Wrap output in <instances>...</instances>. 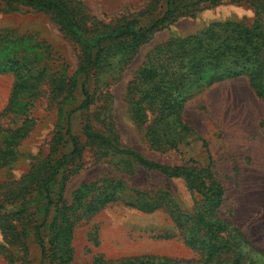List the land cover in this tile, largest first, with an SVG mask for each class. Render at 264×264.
<instances>
[{
    "label": "rangeland",
    "instance_id": "obj_1",
    "mask_svg": "<svg viewBox=\"0 0 264 264\" xmlns=\"http://www.w3.org/2000/svg\"><path fill=\"white\" fill-rule=\"evenodd\" d=\"M70 1L79 8L80 31L89 39L129 22L149 26L168 8L167 0ZM171 8L170 19L145 41L104 43L105 66L87 83L94 102L77 109L84 97L79 69L92 51L51 11L0 0V33L11 39L0 40V205L8 208L0 209V264H63L42 260L38 232L49 249L53 231L67 222L73 226L67 264L123 258L151 264H232L235 259L264 264V94L244 71L208 84L215 68L239 71L246 63L215 60L168 92L184 100L179 119L188 129L179 133L182 126L171 115L159 124L162 107L144 98L151 89L140 78L149 62L163 65L174 78L185 71L182 52L157 56L158 46L211 28L223 34L219 26L228 22L264 31V0H176ZM261 53L264 57V49ZM138 101L145 108L143 123L136 115ZM68 116L70 133L81 146L78 157L70 156ZM158 125L170 128L174 143H167L164 133L161 144L152 143L149 129ZM119 146L182 169L178 175L149 169L117 152ZM64 155L69 162L51 187L53 205L46 215L39 185ZM191 173L206 187L224 189L221 204L208 213L227 245L213 259L187 242L198 213L206 210L204 195L187 180ZM145 202L156 208L144 210ZM175 210L190 217H182V227L172 217Z\"/></svg>",
    "mask_w": 264,
    "mask_h": 264
},
{
    "label": "trees",
    "instance_id": "obj_2",
    "mask_svg": "<svg viewBox=\"0 0 264 264\" xmlns=\"http://www.w3.org/2000/svg\"><path fill=\"white\" fill-rule=\"evenodd\" d=\"M8 3H18L26 4L36 8L51 11L55 16H57L62 22L64 29L73 37L81 39L87 47L92 51L86 61L83 62L79 71L83 75L84 79L81 84V90L84 95L83 100L78 105L77 109H86L94 102V96L90 93L87 83L94 70L98 68H104L105 66V56H104V43L113 42L116 40H127L131 39L139 43L142 40L145 41L158 27L164 24L170 19L172 15L171 5L176 2V0H167L168 8L165 13L155 19L151 25L146 27H137L133 22L127 24L119 25L115 27L112 31L107 33H101L93 39L85 37L81 33V26L79 22V8L73 6L70 0H3ZM204 2H217L221 0H199ZM223 27V34L217 31L215 28L209 29L205 34L201 36H196L188 39H180L175 43H170L165 46H158L155 50V55L161 56L168 52H182L184 56V61L182 67L185 71L182 72L175 78L172 77L169 70L163 65H159L156 62H149L140 72V78L143 83L149 84L151 91L146 93L144 97L146 100L154 101L162 107L163 113L159 117L158 122L163 123L167 120L168 116H173L179 121V125L182 126L181 130L188 129L179 119L180 112L183 106L184 100H176L171 98L169 91H174L179 88L187 76L198 75L207 70V64H213V61L219 60L221 58L232 57L233 61L236 63L243 60L246 64L240 67L239 71H222L217 68L212 70L211 77L208 84L216 82L225 78L226 76H232L239 73L247 72L251 78V83L257 89L258 93L264 94V57L261 53L264 49V31H258L260 26H255L254 28H248L240 23L228 22L226 24L220 25ZM6 38L5 41H11L6 34L0 33V40ZM181 54V53H179ZM187 58V59H186ZM208 61V62H207ZM210 71V70H209ZM171 75V77H170ZM156 91V92H155ZM172 95V94H171ZM163 96V97H162ZM173 96V95H172ZM137 119L140 123H143L146 119L145 108L141 101H138L135 105ZM169 122V121H168ZM170 123V122H169ZM262 124L264 125V119ZM161 125L149 129V137L153 144H161V133H164L167 143H174L176 136L169 133V129L161 128ZM169 127V124L167 125ZM67 134L73 144L70 156L78 157L81 153V146L77 137L70 133V119L67 118ZM167 132V133H166ZM89 137L98 139L102 143L112 144L110 138L98 133L87 131ZM12 152V151H11ZM117 152L132 156L138 163L149 169H159L165 174L178 175L182 167H169L161 163L152 161L145 157L143 154L127 147L119 146L117 147ZM69 155H64L62 160L52 169L50 174L41 182L39 185L41 198L45 199L47 202L45 204V213L48 215L50 212L53 199L51 194V187L54 182L58 179L59 174L67 163ZM187 180L191 187L197 188L205 197L206 210L198 213L196 217L195 230L192 236L187 238V242L194 246L199 247L208 259L216 258L221 251L227 246L224 240H220L217 236L219 232L215 228V222H212L208 216L210 212H213L217 206L222 202V197L224 189L220 185H215L212 187H206L203 183H198L193 173L187 176ZM144 210H153L156 205L150 202L143 203ZM0 209L8 210L7 207L1 206ZM26 209V202H24L19 211L22 212ZM185 219L190 218L180 213L179 210L172 212V217L174 221L179 226H184ZM72 223L67 222L60 226V228L53 231V237L51 238L49 244V249L45 241L42 239L40 233L38 232V243L41 247L42 260L48 257L59 260L60 263L67 264L72 259V248L70 246V240L72 235ZM39 229V227H38ZM216 230V231H215ZM203 233V238L197 239V234ZM99 264H102L101 259H99ZM136 262H141L143 264H151L152 262L145 261L142 258H123L121 260L112 261L108 264H135ZM232 264H242L239 259H235Z\"/></svg>",
    "mask_w": 264,
    "mask_h": 264
}]
</instances>
